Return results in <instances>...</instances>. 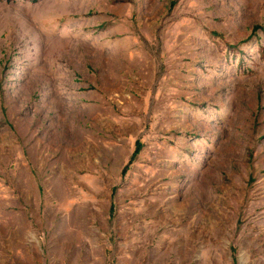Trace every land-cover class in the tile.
Wrapping results in <instances>:
<instances>
[{
	"label": "rangeland",
	"instance_id": "rangeland-1",
	"mask_svg": "<svg viewBox=\"0 0 264 264\" xmlns=\"http://www.w3.org/2000/svg\"><path fill=\"white\" fill-rule=\"evenodd\" d=\"M0 264H264V0H0Z\"/></svg>",
	"mask_w": 264,
	"mask_h": 264
},
{
	"label": "trees",
	"instance_id": "trees-1",
	"mask_svg": "<svg viewBox=\"0 0 264 264\" xmlns=\"http://www.w3.org/2000/svg\"><path fill=\"white\" fill-rule=\"evenodd\" d=\"M6 2H10V1H12V0H5ZM34 1H36V0H34Z\"/></svg>",
	"mask_w": 264,
	"mask_h": 264
}]
</instances>
